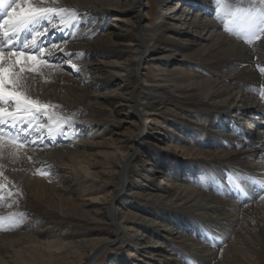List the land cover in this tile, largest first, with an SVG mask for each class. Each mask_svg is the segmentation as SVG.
<instances>
[{
	"label": "bare ground",
	"instance_id": "1",
	"mask_svg": "<svg viewBox=\"0 0 264 264\" xmlns=\"http://www.w3.org/2000/svg\"><path fill=\"white\" fill-rule=\"evenodd\" d=\"M31 2L71 16L42 21L39 31L54 18L58 23L26 50L46 63L26 71L16 91L44 107L0 124V264H93L104 249L109 264H217L222 250L242 264H264V172L255 162L264 159V135L240 124L247 117L250 127H264V99L254 100L264 91V33L237 40L223 34L237 23L246 31L264 27V12L238 11L231 0H177L197 5V14L175 16L173 26H140L148 6L141 0ZM5 15L3 9L0 23ZM180 22L189 32L184 47L175 42ZM20 34L30 40L33 30ZM57 58L81 77L59 74L50 64ZM164 59L172 61L168 68L160 65ZM149 61L155 77L145 84ZM115 77L124 81L123 92H98ZM172 100L203 118L207 149L191 145L179 122L171 120L173 129L162 124L169 116L184 120L162 111ZM0 107L14 111L15 104ZM146 122L155 125L151 132ZM123 123L133 129L100 139ZM140 148L150 157L145 166L137 163ZM158 173L163 177L154 183Z\"/></svg>",
	"mask_w": 264,
	"mask_h": 264
},
{
	"label": "rangeland",
	"instance_id": "2",
	"mask_svg": "<svg viewBox=\"0 0 264 264\" xmlns=\"http://www.w3.org/2000/svg\"><path fill=\"white\" fill-rule=\"evenodd\" d=\"M141 1L143 4H145V3L148 4V6L145 7V9L142 11V16L144 18V21L141 20V22L138 24L140 26L144 25V24L154 26L155 23H158L160 25L165 24L164 26H169V25L173 26V25H175V23H177V20L173 19V17L175 18V16H178L181 14H183V17H186V16L193 17L197 14L196 12H198L197 5H194V3H192V2H188V3H184V4H182L180 2L179 4H177V0H141ZM231 1L233 4L235 3L234 5L236 6V9L238 11L243 12L244 10H248V11H250V14H255L256 12L258 14H261L262 12H264V4L261 3V0H231ZM215 9H218V6H216ZM187 10H189L188 13H187ZM207 11H209V10H207ZM200 14H201V12H200ZM200 14L198 15V18H201ZM132 15H135V12L129 13L128 15H125V16L128 18V17H131ZM235 16L238 17V15H235ZM57 23H58V20L56 18H54V20H52V22H50L46 26L49 28L52 24L56 25ZM184 24H185V27L183 28ZM110 25L115 26L116 23L111 21ZM180 25L182 26V32L176 36L175 42L178 45H182L184 47V46H187L189 44V42L187 41L189 39V32L187 31V28H186V26H187L186 22H184L183 24L180 22ZM259 27H261V26H259ZM246 29H248V28L244 27L238 31L234 29V31H232V32H228L227 30H226L227 31L226 32L222 29L221 32L224 31L225 33H223V34L229 35L231 38L237 40L239 38L240 34L245 35V36H248L250 34V31H246ZM54 33L56 34V32H54ZM100 34H103V32H101V31H100V33L98 32L97 36ZM51 35L54 36L53 33ZM206 35H204L203 37H205ZM95 38H96V36L93 37V39H95ZM51 39H53V38H51ZM240 43L243 44V40L240 39ZM61 45H62V43L56 44L55 47L58 48ZM46 49L51 50V46L48 45ZM100 59L104 60L106 62L113 60V58H111V57L100 58ZM171 63H172V61H169V60L167 61L166 59H164V62L162 61V63H160V65H161V67L168 68ZM50 64L53 65V68L55 66H58V69L61 70L59 72V74H61V75L64 74V75H66L72 79H79L81 77V73H82L81 71H78L76 73L71 72L69 69L70 66L65 61L63 62L60 58L52 60ZM180 65L181 64H176L175 66L177 67ZM144 66H145V68L143 70L144 76H142V78L145 80L144 81L145 84H149L150 81H152L155 77V74L153 71V68H155V67H154V65H152V63L150 61L148 63L145 62L143 64V67ZM190 70H191L190 72H192L191 67H190ZM123 85H124V81H122V79L115 77L114 80L109 85H107L104 89H102L98 92H100V93L101 92H107V93L110 92L111 94L121 93V92H123V89H124ZM263 99H264V91H262V94L260 92V93H258V96L254 97V100H256V101H258V100L261 101ZM175 101L176 100H172V102L164 105V108L162 109V111H164L165 108H167V111L169 110V112H175L177 115L182 116L184 120L181 121L180 118H175L174 116H169L168 121H166L165 123H162V124H164L165 126L172 125L170 127L173 129V128H175V126L173 125L175 123H173V124H171V123L173 121L179 122L178 123L179 128L186 130V134L183 136L186 137V139L189 141V143L191 145L194 144L197 147H199L201 145L200 146L201 148L203 147L204 149H207L209 142L206 141L204 138V127L199 126L200 123H203V118L196 115V113L192 109V107L187 106V105H182V106L176 105ZM112 105L114 106L115 103H112ZM256 112L257 111H254L252 114H250V116H252V117L256 116V114H255ZM130 117L134 120L133 115H131ZM240 119H241L240 124L242 126L244 125V127L246 129L250 128L251 131L256 130V131H259L261 134L264 135V127L263 126L262 127H256V126L250 127V123L253 119H249L247 117H240ZM171 120H172V122H171ZM189 120L190 121L193 120L195 122L197 121L198 126L187 125L186 123H188ZM134 121H136V120H134ZM256 122H255V124H256ZM154 126L155 125H150L148 122H146L144 124V129L148 132H151L150 128H153ZM132 129H133V126L128 125L127 123H123L120 127H114V128H111L110 131H106L105 135L103 137H101L100 139L106 140L105 138H108V137L117 138L118 135L117 134L114 135L111 132L118 130V131H122V132L126 133ZM94 131H97V133H99V132L101 133L102 128L97 126V127H95ZM162 133L164 134L163 129H162ZM163 137L167 138V135L164 134ZM195 139H196L197 143L195 142ZM165 140H167V139H165ZM151 141L155 143L154 140H151ZM149 159H150L149 154L145 151V149L140 148L138 150V160H137L138 165L145 166L144 162L148 161ZM255 162H256V164H258L260 166V168L262 167L260 171L264 172V168H263L264 167V159H255ZM49 172H50L49 174L52 175V174H54L55 171L49 170ZM55 177L57 178L58 176L56 175ZM161 177H163V173H158V174L154 175V177H153L154 183L159 182L161 180ZM140 179L141 180L139 181V183L143 185V183H145V181L143 180V178H140ZM226 179H227V177L225 179H223V181H226ZM10 191L14 195L15 200L20 201V203H22V204L25 203L23 198L20 195V192H21L20 189L13 187L12 190L10 189ZM107 193H109V191H99V194H102V195L103 194L107 195ZM117 194H119V193H117ZM118 207H119V205H114L115 209ZM135 211H137V210H135ZM121 216H122V212H118V214L116 215V219L121 218ZM4 229H5L4 227H0V231H3ZM112 246H113V244L108 245V247H112ZM105 250L106 249L102 250L99 253V255L96 257L93 264H109L111 262L110 257L112 254L110 251H105ZM251 256L255 257L253 252L251 253ZM254 260L256 262L258 261L256 259H254ZM213 262L217 263V264H222V263L223 264H242V262L238 258L232 257L229 253H227L224 250L217 251ZM191 264H192V262H191Z\"/></svg>",
	"mask_w": 264,
	"mask_h": 264
},
{
	"label": "snow or ice",
	"instance_id": "3",
	"mask_svg": "<svg viewBox=\"0 0 264 264\" xmlns=\"http://www.w3.org/2000/svg\"><path fill=\"white\" fill-rule=\"evenodd\" d=\"M261 3L264 4V0H261ZM0 8L6 12L0 23V29H4L3 36L7 38L6 43L0 42V101L5 103L11 101L15 104L14 111L0 107V124H4L7 122L5 117L15 121L18 113L23 112L31 116L44 107L16 91L24 86L22 81H26V77L23 76L26 71L32 72L37 65L46 63V60L39 59L37 55L26 50L35 49L38 38L47 35L49 31L47 26H43V31H39L42 21H51L54 16H58L61 22H64V17L71 16V12L63 7L33 6L31 0H7V2L0 0ZM261 23L264 24V19ZM52 27L56 28V25L53 24ZM240 28L241 25L237 23L235 30L238 31ZM30 29L33 30L31 39L25 42L22 48H17L13 37L18 39L21 32ZM258 33H264V27L250 30V34L255 35L257 39L260 38ZM55 46L56 42L53 41V47ZM6 47H9L8 51H5ZM39 51L43 56V48ZM60 53L63 54V49ZM68 58H71V54H68ZM9 88L12 90L8 91ZM259 198L264 199V195H260Z\"/></svg>",
	"mask_w": 264,
	"mask_h": 264
}]
</instances>
